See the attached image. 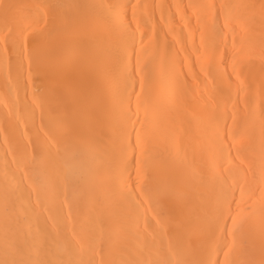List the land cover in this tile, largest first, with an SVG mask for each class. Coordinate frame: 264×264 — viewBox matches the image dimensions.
<instances>
[{"label": "bare ground", "instance_id": "1", "mask_svg": "<svg viewBox=\"0 0 264 264\" xmlns=\"http://www.w3.org/2000/svg\"><path fill=\"white\" fill-rule=\"evenodd\" d=\"M0 264H264V0H0Z\"/></svg>", "mask_w": 264, "mask_h": 264}]
</instances>
